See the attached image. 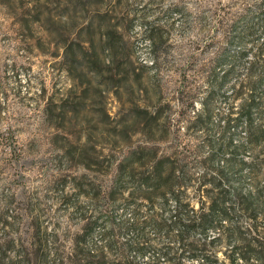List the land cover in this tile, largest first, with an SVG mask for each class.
Wrapping results in <instances>:
<instances>
[{"label":"rangeland","instance_id":"1","mask_svg":"<svg viewBox=\"0 0 264 264\" xmlns=\"http://www.w3.org/2000/svg\"><path fill=\"white\" fill-rule=\"evenodd\" d=\"M199 1L203 10L209 9L211 0H0V126L14 130L26 149L21 164L6 169L0 179V193L16 179L25 200L20 232L0 233L2 243L16 244L6 253L0 250L1 264L20 262L22 242L34 240L28 226L36 229L37 224L50 236L56 230L65 236L67 254L78 234L88 232L85 249L101 257V189L107 184H218L216 171L208 173L196 161L212 152L208 142L218 143L216 119L228 114L234 80L213 103L212 120L203 127L194 124L195 113L187 124L179 121L177 107L167 106L183 83L180 67L189 62V44L202 36L195 22L203 11ZM221 1L232 6V16L242 13L237 3L243 0ZM177 4L186 8L193 25L180 12L157 21L161 10ZM142 22L170 28L166 54L155 57ZM208 42V37L201 39L195 52L198 68L190 72L193 86L203 87L204 96L208 74L199 70L208 69L215 56L207 50ZM229 136L244 141L246 131L232 128ZM197 146L204 149L198 158L187 154L190 159L182 164L190 166L184 173L172 182L168 173L156 181L151 161L168 170V157ZM128 156L133 165L120 168ZM257 173V181L249 168L229 177L231 184L248 190L264 184V166ZM117 212L122 214V208ZM123 214L129 217V211ZM259 225L263 229L264 221ZM233 245H219L220 263H228Z\"/></svg>","mask_w":264,"mask_h":264},{"label":"trees","instance_id":"2","mask_svg":"<svg viewBox=\"0 0 264 264\" xmlns=\"http://www.w3.org/2000/svg\"><path fill=\"white\" fill-rule=\"evenodd\" d=\"M203 4L199 1L197 7L203 10ZM237 5L243 6L242 13L232 16V6L211 0L209 9L203 10L195 20L201 26V39L209 38L207 50L215 54L209 68L199 70L208 74L207 94L204 96L203 87L195 88L190 80V72L198 68L195 52L201 45L200 39L189 44L192 51L187 58L189 62L180 67L183 83L167 104L171 110L178 108L180 122L192 123L189 117L195 113L194 124L203 127L212 120L213 103L234 80L228 114L224 118L218 115L216 119L221 129L218 143L208 142L206 146L212 152L196 161L208 173L216 171L213 179L218 184H198L196 188L194 184H107L101 189V257L85 249L88 232L78 234L72 251L67 254L66 237L57 230L50 236L42 224H37L36 229L28 226L34 240L20 243L17 252L21 260L17 264H200L201 261L202 264H264V228L259 225L264 221V184H252L245 190L244 184H231L229 177L230 172L249 168L257 181V172L264 166V0H243ZM176 12L183 14L186 24H190L186 8L179 4L161 10L162 17L157 21ZM142 25L155 57L160 52L166 54L170 48V28L166 30L157 22H142ZM154 65L158 69L156 62ZM153 113L159 115V110ZM238 127L246 131L244 141L229 136L231 129L236 131ZM203 149L197 146L192 151L178 150L175 159L167 158L168 170L159 169L158 163L151 161L156 181H162L168 173L167 181L172 182L178 172L184 173L190 166L188 162L182 164L190 159L187 154L198 158ZM25 152L18 134L1 125L0 179L6 169L21 164ZM243 155L250 159L245 160ZM132 165L133 158L128 156L119 167L127 169ZM215 165L219 168L213 170ZM10 183L1 187L0 193V233L5 236L19 233L25 221L20 184H16V179ZM193 189L196 193L191 197ZM119 208L123 213L129 211V217L118 214ZM33 211L35 208L30 210ZM215 233L218 236L212 239L210 234ZM232 241L235 245L228 263H220L219 245ZM15 245L13 240L0 241V250L6 253ZM3 261L0 259V264Z\"/></svg>","mask_w":264,"mask_h":264}]
</instances>
